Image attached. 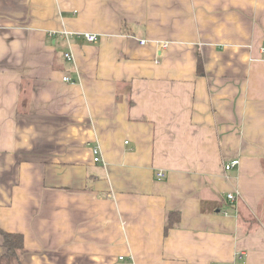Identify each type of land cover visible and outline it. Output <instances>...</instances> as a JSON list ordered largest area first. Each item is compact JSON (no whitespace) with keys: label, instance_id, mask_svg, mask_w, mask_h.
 Listing matches in <instances>:
<instances>
[{"label":"crops","instance_id":"1","mask_svg":"<svg viewBox=\"0 0 264 264\" xmlns=\"http://www.w3.org/2000/svg\"><path fill=\"white\" fill-rule=\"evenodd\" d=\"M0 229L12 264H264V0H0Z\"/></svg>","mask_w":264,"mask_h":264},{"label":"trees","instance_id":"2","mask_svg":"<svg viewBox=\"0 0 264 264\" xmlns=\"http://www.w3.org/2000/svg\"><path fill=\"white\" fill-rule=\"evenodd\" d=\"M198 69H199V73H202L201 62H199L198 64ZM172 214L170 215L169 223L166 226L165 231H167L170 227L173 226V221H171ZM0 234L4 239V244L7 249L6 254L0 256V264H12L14 260L18 259L19 253L23 248V236L19 234L7 233L1 229H0Z\"/></svg>","mask_w":264,"mask_h":264},{"label":"built area","instance_id":"3","mask_svg":"<svg viewBox=\"0 0 264 264\" xmlns=\"http://www.w3.org/2000/svg\"><path fill=\"white\" fill-rule=\"evenodd\" d=\"M63 34L65 36H67V37L70 36V34L68 32H64ZM83 37L86 39V41H88L90 43H94V42H96L98 40V35L93 34V33H83ZM141 43L145 44L146 41H142ZM164 46H166V45H164ZM65 58H66V60L71 61L73 59V56H72L71 53H66L65 54ZM63 81L64 82H69L70 81V77L65 75L63 77ZM97 153H98L97 151L94 152V154H95L94 155L95 156L94 157V162H99L100 161V157L98 156ZM236 166H237V161H233V162H231L229 164H226L225 165V171H230L231 169L235 168ZM159 176H162V173H159ZM238 197H239V191H234V192L228 193L226 195V198H227V200L230 203H235V201L238 199Z\"/></svg>","mask_w":264,"mask_h":264},{"label":"rangeland","instance_id":"4","mask_svg":"<svg viewBox=\"0 0 264 264\" xmlns=\"http://www.w3.org/2000/svg\"><path fill=\"white\" fill-rule=\"evenodd\" d=\"M96 151V150H95Z\"/></svg>","mask_w":264,"mask_h":264}]
</instances>
